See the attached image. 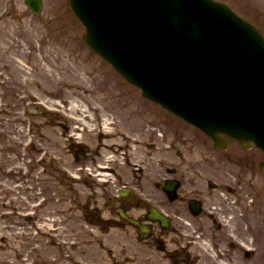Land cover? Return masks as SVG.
<instances>
[{
    "label": "rangeland",
    "instance_id": "1",
    "mask_svg": "<svg viewBox=\"0 0 264 264\" xmlns=\"http://www.w3.org/2000/svg\"><path fill=\"white\" fill-rule=\"evenodd\" d=\"M232 1L229 2L233 4ZM239 1H234V4L235 9L240 14H247L243 11H251L254 14H262L259 10H257V7L253 5L249 7V10L248 7L245 6V0ZM46 4L47 6L45 13L39 17H34V19L31 20L33 16L26 9L22 0H0V59H2L3 64H10L9 67H2V69H10L9 72H4L3 76L13 74L15 77H17L18 75H20V67L18 63L21 65L23 64L22 62L28 63L29 68L27 67V69L31 70L30 65H35L36 63L34 58L31 57L32 54H43L45 56L48 55L49 57L47 58L51 59L50 62L48 60V63L50 64H48V69H53L55 72L57 71L60 72L59 74H61L66 71V67L68 66V72H70L71 70L80 72V75L85 79L86 85L90 88H88L87 90L91 91L89 93L82 88H76V90L79 89V91L82 92L80 94L86 101L96 103L95 99L98 101L104 96L98 93L103 89L102 86L104 83H101L98 79L95 81L90 75H88L91 69H95L97 67L101 70V68L99 67L97 62L88 61L89 59H94L96 57L90 56L88 54L91 51L87 48L83 40V26L69 15V12L67 11L68 7L62 0H47ZM4 10H8L11 13L5 17H1V13ZM261 21H264V19H261ZM33 27H38L39 32L36 33V30H34ZM21 50H26L29 52L26 53V56L20 57V55L22 54ZM7 54H15L18 56H6ZM54 60H61L60 69L52 67L51 62H54ZM15 63L19 68L15 66ZM100 70H96L93 72H98ZM57 72L55 74H57ZM24 74L25 72L21 70L22 77H24ZM31 76L32 74L27 72V77L30 78V80L32 78ZM109 78L112 81L109 84L112 85L114 83V79H112V76H109ZM61 82H58L57 84L55 83L56 85H49L50 87L54 86V88L50 89L56 93L54 94L53 92H51V94L57 96L54 101L57 99L60 100V98L61 100L72 98L71 90H74V87L70 88L67 84ZM16 85H19L20 89L28 87L29 85L34 86L33 82H30L29 80L27 83H23L20 81L16 82ZM78 86L80 85L77 84V87ZM16 89L17 87L9 88L0 84V101L1 98L3 99V104L0 109V154L2 155V164L6 166H11L12 158H15L14 151H19V149L21 148L20 145H22L17 144L16 142L17 137H15V135L19 136V133L15 132V130L12 129L14 126L12 123L15 120L11 119L10 114L12 110H15V108L12 109L13 105L9 107V104L6 103L10 102L11 100V91L14 92ZM27 91H29V88H27ZM73 94L76 95V93ZM105 98L106 97H104V99ZM12 102L13 101H11L10 104ZM2 179L9 182L13 180L10 176H3ZM17 239L18 238H15V240ZM15 256L16 252H10L9 255L3 258L6 259L7 262H9V260H13V258L15 259ZM17 258L19 260L22 259L20 256H17ZM1 263L6 264V262ZM65 263H67V261L63 260V264Z\"/></svg>",
    "mask_w": 264,
    "mask_h": 264
},
{
    "label": "water",
    "instance_id": "2",
    "mask_svg": "<svg viewBox=\"0 0 264 264\" xmlns=\"http://www.w3.org/2000/svg\"><path fill=\"white\" fill-rule=\"evenodd\" d=\"M92 1L89 2V10L91 12L89 18L93 29L98 35V40L106 37H114L117 39V35L113 29L115 26L127 30L128 36L132 33L131 35L138 39L140 37L139 24L140 20H142L145 27L148 26L151 31L150 36L153 43H156L158 39H160L159 43L163 42L167 43L166 46H171L169 48L162 47L160 51L149 50L143 47L139 60L145 64L144 66L140 64L145 76L151 77L150 74H153L159 77L161 74V77L167 80L166 87L172 94L181 87V85L177 83L178 77L181 74H186L192 67L190 62H192L194 58H191L190 55L192 50L186 49L187 47L196 45V52H203V49L207 50L210 48L207 41L211 35L213 43L224 45V42L222 43V40H219L217 36L222 35L220 30L223 31L224 35L233 33L236 39L241 43L239 44L240 49L247 51L250 47H254L251 40L241 42V34H239L233 25L228 22L222 23L221 29L215 32H208L206 28H201L189 17L194 11H189L190 8L182 1L143 0L144 2L152 1L154 4L152 3L153 5H151L150 9H145L143 3H137L134 8L138 11L142 10L140 13H137L133 7L129 8L128 0H113L112 3H109V0ZM194 9L199 11L200 7H194ZM189 22H192L194 26L189 29V26L186 25L185 29H183V23ZM184 34H187V36H184ZM121 43L122 46H116L114 44L110 45V43L106 41L109 48V51L107 50L108 57L116 62H124L127 57L124 53L126 45L123 42ZM255 57L258 58V62L261 66L258 72L264 74L263 48L262 50H257V55H255ZM190 65L191 67L188 68ZM181 71H183V73ZM126 73L127 75L129 74L128 71H126Z\"/></svg>",
    "mask_w": 264,
    "mask_h": 264
},
{
    "label": "flooded vegetation",
    "instance_id": "3",
    "mask_svg": "<svg viewBox=\"0 0 264 264\" xmlns=\"http://www.w3.org/2000/svg\"><path fill=\"white\" fill-rule=\"evenodd\" d=\"M144 178V176H143ZM137 179V183H139ZM155 185H159V183H155ZM142 191L144 189L143 184L139 186ZM152 190V189H151ZM150 198L157 203V205L167 207V205L172 206V203L174 201H171L169 196L162 191V188H153L152 192L150 193ZM164 196V199H163ZM197 197L202 198L203 196L197 192ZM110 206L108 207V210L111 214V219L109 221L112 222V224L115 225H121V226H127L129 225V218L132 219H141L142 218V212H139L137 208L141 207L142 205H145L144 202L141 201L140 196L138 197L136 194H131L125 197H122L121 195L117 194L116 196L112 197L110 199ZM256 204H252L251 206H242V211L237 212V210L233 207L234 211H231V208H227V211L230 215V218H233L237 228L239 231L246 237H248V234H251L253 237L251 238V241L258 242V239L256 238L258 235L257 229L259 231H262L263 226L261 228L257 227V219H255L254 216H252V212L256 211V208H254ZM254 208V209H253ZM187 210L190 212L191 209L188 206ZM236 212V213H235ZM242 214V218L238 216V214ZM114 215H117V218H113ZM248 219L250 223L253 225H249L248 223H243V220ZM255 219V220H254ZM254 220V221H253ZM178 219L174 220L172 222V230L176 234H172L171 231L168 229H162L161 231L153 230L152 235L150 236L151 241L156 242L157 246L159 248H166L168 247V239L171 242V250L172 255L171 259L178 264H198L200 261V249H197L194 247V243H198L197 238H194L196 236L204 238L202 235L205 236L203 231H199V233H196L195 231L193 234L189 237L188 243L183 242L181 243V236H184L183 234V228L177 225ZM199 225L202 226V223L199 222ZM207 227L211 226L213 227V231L216 230L217 224L216 223H208L206 225ZM136 230V229H135ZM169 232L171 233V236L169 235ZM185 237V236H184ZM216 245V244H215ZM203 260V259H202ZM206 261L203 260L202 263H205Z\"/></svg>",
    "mask_w": 264,
    "mask_h": 264
},
{
    "label": "bare ground",
    "instance_id": "4",
    "mask_svg": "<svg viewBox=\"0 0 264 264\" xmlns=\"http://www.w3.org/2000/svg\"><path fill=\"white\" fill-rule=\"evenodd\" d=\"M69 68L68 66L66 67V71L64 73H61V76L58 77L56 75H54V71L51 70V74L47 73L45 75V78H47V81H52V82H59L62 81L64 79H68L70 81H72L75 84H80L82 83V78L81 76H77L76 74L73 76H69V75H65L68 72ZM54 85V83H52ZM73 100L70 102V108L73 109V112H77L80 111L83 107V105L81 103H79V99L77 98H72Z\"/></svg>",
    "mask_w": 264,
    "mask_h": 264
}]
</instances>
